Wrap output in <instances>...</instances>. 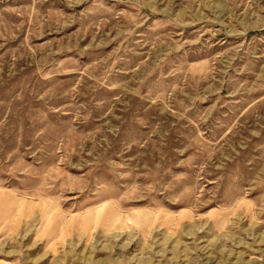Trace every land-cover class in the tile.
<instances>
[{"label":"rangeland","instance_id":"rangeland-1","mask_svg":"<svg viewBox=\"0 0 264 264\" xmlns=\"http://www.w3.org/2000/svg\"><path fill=\"white\" fill-rule=\"evenodd\" d=\"M0 264H264V0H0Z\"/></svg>","mask_w":264,"mask_h":264},{"label":"bare ground","instance_id":"bare-ground-1","mask_svg":"<svg viewBox=\"0 0 264 264\" xmlns=\"http://www.w3.org/2000/svg\"><path fill=\"white\" fill-rule=\"evenodd\" d=\"M119 219V218H118ZM118 219L115 221V222H117L118 221ZM115 222H113V223H115ZM112 223V222H111Z\"/></svg>","mask_w":264,"mask_h":264}]
</instances>
